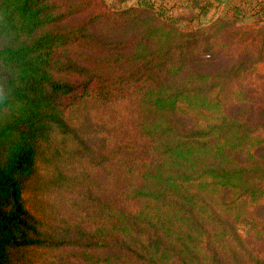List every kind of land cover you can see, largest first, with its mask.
Listing matches in <instances>:
<instances>
[{
    "label": "trees",
    "instance_id": "1",
    "mask_svg": "<svg viewBox=\"0 0 264 264\" xmlns=\"http://www.w3.org/2000/svg\"><path fill=\"white\" fill-rule=\"evenodd\" d=\"M136 1L0 0V264H264L252 66L187 63L264 0H193L231 12L202 31Z\"/></svg>",
    "mask_w": 264,
    "mask_h": 264
},
{
    "label": "rangeland",
    "instance_id": "2",
    "mask_svg": "<svg viewBox=\"0 0 264 264\" xmlns=\"http://www.w3.org/2000/svg\"><path fill=\"white\" fill-rule=\"evenodd\" d=\"M101 1L105 7L113 11L137 5L136 0ZM202 1L204 0H196L200 3ZM235 1L237 0H232V2ZM148 2L154 4L153 11L158 12L160 17L170 22L176 20L177 26L188 30L200 28L202 31L218 17L227 18L231 14V12L225 11L223 5L218 6L216 2L208 6L209 8L203 13H198L199 9L194 5L193 0H149ZM95 32L101 36L99 31ZM226 37L231 42L229 54L188 56L187 63L190 67L201 71H226L236 62L248 61L247 63L251 64L252 69L234 81L232 80V83L236 82L237 89L245 92L250 97V102L246 104L230 103L229 109L233 114L245 119L250 125L264 124V21H260L256 10L248 11L245 13V17H239L236 23H233V27L227 30ZM179 123L188 128L191 122L189 119L181 118ZM256 155L264 157V148L260 149ZM256 213L264 217V207L257 209ZM237 230L239 233H244L246 228L244 229L241 224L237 226ZM259 248L264 250V242L256 244L254 241L253 245H249L248 250L255 256H260L256 252Z\"/></svg>",
    "mask_w": 264,
    "mask_h": 264
},
{
    "label": "crops",
    "instance_id": "3",
    "mask_svg": "<svg viewBox=\"0 0 264 264\" xmlns=\"http://www.w3.org/2000/svg\"><path fill=\"white\" fill-rule=\"evenodd\" d=\"M186 4H187V2H186Z\"/></svg>",
    "mask_w": 264,
    "mask_h": 264
}]
</instances>
